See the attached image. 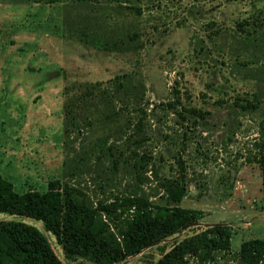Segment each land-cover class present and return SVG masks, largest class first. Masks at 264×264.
<instances>
[{
	"label": "rangeland",
	"instance_id": "obj_1",
	"mask_svg": "<svg viewBox=\"0 0 264 264\" xmlns=\"http://www.w3.org/2000/svg\"><path fill=\"white\" fill-rule=\"evenodd\" d=\"M262 140L264 0H0V174L15 191L56 178L92 206L164 203L157 178L183 166L179 205L197 220L110 264H153L216 224L230 253L204 264H236L239 243L263 236ZM0 220L36 227L60 264H101L66 258L40 221Z\"/></svg>",
	"mask_w": 264,
	"mask_h": 264
},
{
	"label": "trees",
	"instance_id": "obj_2",
	"mask_svg": "<svg viewBox=\"0 0 264 264\" xmlns=\"http://www.w3.org/2000/svg\"><path fill=\"white\" fill-rule=\"evenodd\" d=\"M38 1L52 3L56 0ZM114 83L125 87L122 81ZM130 95L126 93L122 100L124 106L126 99L135 103V97ZM239 106L245 109L254 105L246 102ZM258 149L261 208L264 210V140L258 143ZM178 164L175 176L157 178L165 192L164 203L127 195L92 206L78 199L73 188L63 187L56 178L47 182L44 191L20 193L0 174V212L40 221L43 230L61 246L66 258L78 255L95 263L110 264L197 220L200 211L179 205L185 192V173L181 163ZM231 234L227 225H212L182 238L166 251L161 250L153 264H185L187 256L204 264L215 252L230 253ZM235 258L236 264H264V227L261 238L239 243ZM0 264H60V261L36 227L22 221L0 220Z\"/></svg>",
	"mask_w": 264,
	"mask_h": 264
}]
</instances>
